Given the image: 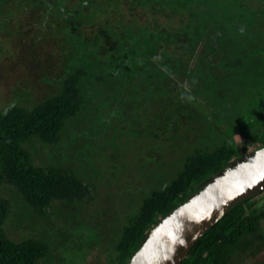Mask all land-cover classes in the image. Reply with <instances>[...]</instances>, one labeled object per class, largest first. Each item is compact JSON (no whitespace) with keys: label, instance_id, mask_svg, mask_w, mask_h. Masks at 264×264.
I'll return each mask as SVG.
<instances>
[{"label":"trees","instance_id":"1","mask_svg":"<svg viewBox=\"0 0 264 264\" xmlns=\"http://www.w3.org/2000/svg\"><path fill=\"white\" fill-rule=\"evenodd\" d=\"M120 1L109 0L110 5L104 7L100 0H0L2 28L6 29L4 15L9 5L18 10L29 6L26 13L37 18V27L56 28L67 48L65 75L56 94L33 108L13 104L0 110V264L50 260L46 240L12 238L9 228L18 198L40 226L42 221H52L58 202L87 206L96 201L93 183L99 180L91 174L86 177H92L91 182L79 176L74 154L65 163L63 155L38 166L32 149L36 142L64 147L71 132L88 134L91 129L79 122L85 114L91 119L94 115L129 119L125 122H131L130 143H140L153 126L157 139L163 137L159 130L172 133L170 142L181 157L175 174L160 168L153 184L142 188L137 210L128 223L118 225L120 235L111 245L109 264H127L151 230L195 188L248 153L230 139L227 129L239 132L252 151L264 145V0H260L263 17L259 21L240 10L250 7L249 0H125L136 8L160 6L171 15L183 12L188 21L179 28L156 21L129 22L118 10ZM110 6L117 9L114 17ZM96 24L97 33L87 36L86 30ZM220 57L222 67L217 64ZM194 60L199 64L196 69ZM254 60L256 64L251 63ZM199 79L204 81L201 88ZM184 80L191 90L182 88ZM245 100L242 125L230 117L223 119L230 114L226 110ZM197 101L206 106L200 108ZM181 119L182 124L186 119L190 127L203 129L200 144L191 150L184 141L175 143L182 137ZM99 141L98 137L88 144ZM5 191L13 200L3 196ZM257 198L233 208L197 242L182 264H247L249 257L257 256L264 249V205L258 207ZM51 221L48 230L56 236V224Z\"/></svg>","mask_w":264,"mask_h":264},{"label":"rangeland","instance_id":"2","mask_svg":"<svg viewBox=\"0 0 264 264\" xmlns=\"http://www.w3.org/2000/svg\"><path fill=\"white\" fill-rule=\"evenodd\" d=\"M100 2L104 7L110 5L109 0H100ZM247 2L250 7L240 9L242 14L255 16L259 21L263 17L260 0H254L253 5L250 0ZM112 4L113 7L117 6L116 3ZM113 7L110 6L112 17L117 14V9ZM30 10L29 6L20 7L18 10L13 5H9L4 15V19H7L6 29L0 26V110H5L13 104H20L26 108L35 107L59 91L60 78L65 75L67 48L63 36L56 28L49 30L37 27L35 24L37 18H30L26 13ZM118 10L129 22L136 21L138 25L156 21L161 25L179 28L188 21V17L183 12L171 15L169 10L160 6L136 8L125 0L119 2ZM97 26L96 24L88 28L86 35L93 36L97 33ZM255 35H259V32ZM195 62L197 60L192 62L193 69L199 65L196 66ZM218 62L217 64L222 67L224 63L221 62V57ZM256 62L251 61L252 64ZM203 67L201 65L198 70L201 71ZM216 72L223 74L221 70ZM203 84L204 81L199 79L198 88ZM182 88L192 89L186 80L182 82ZM202 93L201 97L205 99L204 91ZM205 103L197 101L200 108L206 106ZM245 104L246 100L238 106L234 105V108L231 105L233 109L226 110V113L230 114L223 119H236L237 124L242 125L241 117L247 112ZM111 107L114 108V105L111 104ZM204 109L206 108H202ZM128 120L120 117L99 119L95 115L91 119L89 114H85L79 122H82V127L88 126L91 129L88 134L71 132L67 137L66 147H44L42 144H36L37 142L33 145L36 165H49L52 160L63 155L65 163L66 159L70 156L73 158L72 154H74V161L80 167L79 176L87 181L92 177L99 180L98 183H93L98 193L94 203L87 206L79 203H56L53 219L52 221L48 219L54 222L52 225L56 224L54 227L58 233L56 236L48 230L51 229L50 222L44 220L45 222L42 221L40 226L37 218L32 220L31 212L25 208L27 205L21 198L14 202L16 212L12 226L9 228L10 234L14 239L46 240L50 244L51 253L50 260L46 259L43 264H109L111 245L120 235L118 225L121 221L128 223L131 215L137 210L136 207L142 200L139 199L142 196V188L153 184L154 174L158 173L160 168L169 169L168 173L171 176L179 169L178 162L181 157L178 158L175 145L171 143L172 133L159 130L158 133L163 137L157 139L156 127L153 126L152 131L147 133L140 143H130L131 122H125ZM183 121V124L182 119L180 121L181 140L175 143L179 145L184 141L185 148L191 150V146L200 144L203 129L194 125L190 127L188 120L183 119ZM219 123L222 124V120H219ZM226 133L243 151L252 152L239 132L230 128ZM98 137L101 139L100 143L88 144V140L92 141ZM163 163L166 164L162 167ZM90 174L92 177L86 178ZM2 194L13 200L9 192L5 191ZM257 199H259L258 207L264 205V193ZM43 224L46 227H43ZM247 264H264V249L257 256L249 257Z\"/></svg>","mask_w":264,"mask_h":264},{"label":"water","instance_id":"3","mask_svg":"<svg viewBox=\"0 0 264 264\" xmlns=\"http://www.w3.org/2000/svg\"><path fill=\"white\" fill-rule=\"evenodd\" d=\"M262 193L264 145L195 188L151 230L127 264H182L197 242L233 208Z\"/></svg>","mask_w":264,"mask_h":264}]
</instances>
